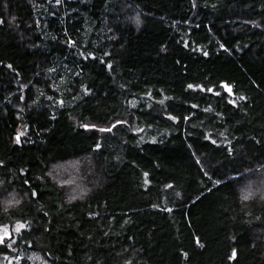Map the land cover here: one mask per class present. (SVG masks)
<instances>
[{"label": "trees", "instance_id": "obj_1", "mask_svg": "<svg viewBox=\"0 0 264 264\" xmlns=\"http://www.w3.org/2000/svg\"><path fill=\"white\" fill-rule=\"evenodd\" d=\"M0 226V264H264V0H0Z\"/></svg>", "mask_w": 264, "mask_h": 264}, {"label": "snow or ice", "instance_id": "obj_2", "mask_svg": "<svg viewBox=\"0 0 264 264\" xmlns=\"http://www.w3.org/2000/svg\"><path fill=\"white\" fill-rule=\"evenodd\" d=\"M56 2L57 3H59L60 2V0H56ZM71 41H69V44L71 45ZM223 47V46H222ZM205 55H207V53H205ZM109 67H110V65H109ZM226 89H229V91H230V86H228V85H223ZM189 88H192L193 87V85H189L188 86ZM201 90H204V89H201ZM208 91H212L211 89H208ZM218 94V93H217ZM241 99H243V97H241ZM229 103H232V101H229ZM169 119H174L173 117H169ZM187 119V118H186ZM113 126H115V125H113ZM84 127H88L87 125H85ZM100 131L101 132H104V131H111V129L110 128H108V129H100ZM20 135H22V133L21 134H18V136H17V142H19V136ZM213 143H215V141H213ZM145 175H147V173H145ZM146 183H147V181H146ZM215 183H219V181H216ZM169 187H171V186H169ZM32 195L33 196H35L36 194L35 193H32ZM177 196H179V193H177L176 194ZM248 197L247 196H245V199H247ZM169 211H170V209H169ZM22 228H24V225L23 224H18L17 226H16V228H15V231L16 232H19ZM0 233H2V235H0V244H4V242H5V240L6 239H8L9 238V236H10V234H9V231H8V228H7V226H0ZM235 255V251L233 252V256Z\"/></svg>", "mask_w": 264, "mask_h": 264}, {"label": "rangeland", "instance_id": "obj_3", "mask_svg": "<svg viewBox=\"0 0 264 264\" xmlns=\"http://www.w3.org/2000/svg\"><path fill=\"white\" fill-rule=\"evenodd\" d=\"M18 224H21V223H16L13 227H12V229H11V231L13 232L12 234L14 235V236H16L22 229H24L25 228V226H24V228H22L19 232H16L15 231V228H16V226L18 225ZM9 230V229H8ZM10 232V231H9ZM0 235H2V233H0ZM11 243H13V241L11 242ZM34 257L35 256H31V257H27V260L28 261H30L32 264H44L40 259L37 261V260H34ZM20 259H19V257L18 258H16L15 260L11 257V258H6L5 260H4V263L3 264H18L17 263V261H19Z\"/></svg>", "mask_w": 264, "mask_h": 264}, {"label": "bare ground", "instance_id": "obj_4", "mask_svg": "<svg viewBox=\"0 0 264 264\" xmlns=\"http://www.w3.org/2000/svg\"><path fill=\"white\" fill-rule=\"evenodd\" d=\"M119 21V20H118Z\"/></svg>", "mask_w": 264, "mask_h": 264}]
</instances>
